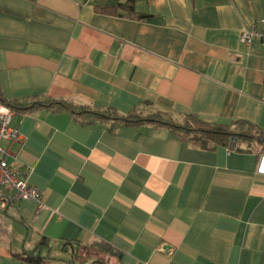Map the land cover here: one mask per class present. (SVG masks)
<instances>
[{"label":"crops","instance_id":"obj_1","mask_svg":"<svg viewBox=\"0 0 264 264\" xmlns=\"http://www.w3.org/2000/svg\"><path fill=\"white\" fill-rule=\"evenodd\" d=\"M0 0V89L122 115L167 112L264 131V0ZM139 14L146 15L140 18ZM8 163L43 191L0 190V264L42 236L109 243L122 264H264V153L204 149L147 123L15 114ZM172 248V252L168 251ZM20 255V256H19ZM45 264H68L47 260Z\"/></svg>","mask_w":264,"mask_h":264},{"label":"trees","instance_id":"obj_2","mask_svg":"<svg viewBox=\"0 0 264 264\" xmlns=\"http://www.w3.org/2000/svg\"><path fill=\"white\" fill-rule=\"evenodd\" d=\"M135 0H128L123 4L132 11ZM139 14V17H145ZM0 103L6 104L17 114H25L46 109L52 112H67L71 117L83 125L95 123L106 124L111 132H116L121 127L140 126L153 123L168 127L174 131L182 140L190 142L195 146L211 149L216 145L223 144L228 140L237 139L239 146L236 151L249 152L252 148L243 147L242 144L256 142L260 146L261 155L264 153V131L239 121L241 128L235 129L232 125L215 124L202 120L193 113H187L181 120L175 119L167 112H148L146 114L136 111L122 115L113 109H94L87 105H77L68 99L52 98L49 96H33L25 99L10 100L5 97L0 89ZM72 240H54L42 236L31 249H26L23 261L36 264H45L47 260L63 261L68 264H83L84 259L89 264H122L121 253L109 243L93 241L89 245H78ZM69 254V257L62 256ZM76 256L82 257L81 261Z\"/></svg>","mask_w":264,"mask_h":264},{"label":"built area","instance_id":"obj_3","mask_svg":"<svg viewBox=\"0 0 264 264\" xmlns=\"http://www.w3.org/2000/svg\"><path fill=\"white\" fill-rule=\"evenodd\" d=\"M252 38L264 40V30L243 31L241 40L250 41ZM16 112L6 104L0 103V190L7 191L8 199L12 202L21 200H34L38 209L43 207V191L33 186L28 181L30 170L28 168H17L11 166L7 161L8 151L3 147L2 142L21 141L22 136L17 126L13 125V118ZM239 146L237 139H231L229 151H236ZM172 248L168 253L172 252Z\"/></svg>","mask_w":264,"mask_h":264},{"label":"rangeland","instance_id":"obj_4","mask_svg":"<svg viewBox=\"0 0 264 264\" xmlns=\"http://www.w3.org/2000/svg\"><path fill=\"white\" fill-rule=\"evenodd\" d=\"M62 256L69 257V254H63ZM76 260L81 261L82 257L80 258L79 256L78 257L76 256ZM90 262H91L90 260L84 259L83 264H89Z\"/></svg>","mask_w":264,"mask_h":264}]
</instances>
